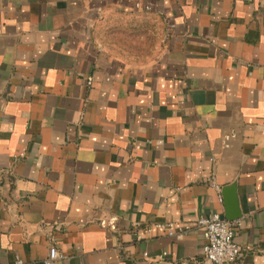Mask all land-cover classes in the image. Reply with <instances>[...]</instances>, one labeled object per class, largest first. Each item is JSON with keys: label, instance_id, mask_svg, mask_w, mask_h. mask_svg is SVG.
Listing matches in <instances>:
<instances>
[{"label": "crops", "instance_id": "obj_1", "mask_svg": "<svg viewBox=\"0 0 264 264\" xmlns=\"http://www.w3.org/2000/svg\"><path fill=\"white\" fill-rule=\"evenodd\" d=\"M122 14L153 57L102 39ZM212 211L264 264V0H0V264H212Z\"/></svg>", "mask_w": 264, "mask_h": 264}, {"label": "built area", "instance_id": "obj_2", "mask_svg": "<svg viewBox=\"0 0 264 264\" xmlns=\"http://www.w3.org/2000/svg\"><path fill=\"white\" fill-rule=\"evenodd\" d=\"M209 185L217 193L221 192L222 187L213 178L210 179ZM239 223V220L226 218L216 211L204 213L195 221L196 225L203 228V256L212 264H225L241 254L242 248L234 240ZM186 227H180L176 235L181 237ZM139 236L137 235V237ZM60 255L54 236H50L48 251L42 260V264H53ZM8 264H22V260L15 256Z\"/></svg>", "mask_w": 264, "mask_h": 264}, {"label": "rangeland", "instance_id": "obj_3", "mask_svg": "<svg viewBox=\"0 0 264 264\" xmlns=\"http://www.w3.org/2000/svg\"><path fill=\"white\" fill-rule=\"evenodd\" d=\"M101 37L111 51L130 59H148L155 55L159 44L157 22L147 24L125 15L102 18Z\"/></svg>", "mask_w": 264, "mask_h": 264}]
</instances>
